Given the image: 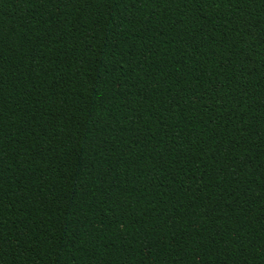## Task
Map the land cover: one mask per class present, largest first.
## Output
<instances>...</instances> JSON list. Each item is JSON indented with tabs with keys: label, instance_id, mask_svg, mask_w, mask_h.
<instances>
[{
	"label": "trees",
	"instance_id": "trees-1",
	"mask_svg": "<svg viewBox=\"0 0 264 264\" xmlns=\"http://www.w3.org/2000/svg\"><path fill=\"white\" fill-rule=\"evenodd\" d=\"M0 264H264V0H0Z\"/></svg>",
	"mask_w": 264,
	"mask_h": 264
}]
</instances>
